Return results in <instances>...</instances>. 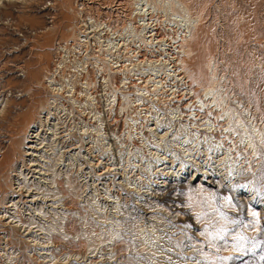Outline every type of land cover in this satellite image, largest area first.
I'll return each mask as SVG.
<instances>
[{
  "label": "rangeland",
  "instance_id": "obj_1",
  "mask_svg": "<svg viewBox=\"0 0 264 264\" xmlns=\"http://www.w3.org/2000/svg\"><path fill=\"white\" fill-rule=\"evenodd\" d=\"M134 1L24 0L0 9V109L7 102L10 110L0 115V217H10L0 219V264H264V0H177L179 3L149 0L148 6H139ZM181 4L188 7L190 19L197 21V30L192 34L197 31L199 42L191 41L190 34L185 32L183 25L190 21L181 11ZM139 7L146 10H143L146 15L151 13L153 25L167 43L174 45L182 31L183 37L187 34L189 53L185 60L188 75L195 81L192 90L200 97L207 89L215 90L214 98L209 96L207 103L219 128L216 137L230 138L226 141L233 154L235 150L242 152V160L238 158L236 165L241 163L239 168L244 167V176L236 175L231 182L228 178L222 181L219 176L209 180L203 175V171L212 172L219 165L218 156L208 160V156L199 157L197 153L204 147L197 136L198 126L207 120L198 121L194 117L191 122L183 121L178 113L175 117V113L171 115L173 105L167 112L162 103L160 114L159 110L154 111L155 119L159 117L163 124L169 123L168 117L175 121L169 138L161 141L159 136L152 135L153 117L145 109L143 114H137L141 120L137 122L139 130H134L135 147L126 146L124 136L118 138L127 128L124 122L127 111L121 110L123 92H136L140 82H148L146 96L152 103V99L158 98L157 93L161 98L168 86H174L168 76L172 72L170 57H166L167 66L162 68L129 60V55L135 56L130 49L135 50L139 44L135 34L142 29L138 22L141 11L136 10ZM84 34L88 39H81ZM172 36L176 38L173 43ZM70 40L81 43L82 48L84 45L82 56L91 67V72L83 77L92 83L90 92H84L89 95L83 96L89 105L82 119L89 121L82 124L79 113L74 118L84 126L88 137L86 148L90 150L78 158L87 164L83 165L85 169H81L80 162L71 165V155L79 150L72 153L70 150L80 145V138L79 134H73L71 140L66 136L71 133L73 109L70 97H66L71 93H64L65 111L60 112L63 115L60 124L52 129L62 138L52 140L55 133L50 135L52 131L44 129L49 140L45 141L48 143L45 159L51 163L41 164L47 165L45 169L55 165L56 173L63 172L56 178L62 185L39 184L41 180L35 177L40 175L32 172L36 167L22 172L29 183L23 184L19 171L24 160L31 159L24 153V128L30 115L13 106L21 102L20 92L27 95L25 99L30 105L34 102V108L40 104L47 106L52 98V81H60L54 70L58 44ZM173 45L170 52L175 51ZM109 47L110 51L118 48L121 56L109 55ZM141 51L144 57L140 61L147 57L144 46ZM176 52V56H183L182 51ZM113 57L126 59V66L133 62V66H127L130 83H123L126 77L109 62L108 58ZM176 85L185 88L180 81ZM83 88L78 86L80 92ZM189 102L182 103L185 106ZM66 109L70 117L63 114ZM146 115L150 116V129L146 127ZM201 115L209 118L208 112ZM182 121L190 124L185 128L178 126ZM144 134L149 141L142 138ZM180 143L183 145L179 146ZM189 145L195 150V158L185 152ZM102 148L107 149L106 157L103 156L106 160L100 158L98 151ZM254 149L259 152L255 154ZM100 160H104L103 164H99ZM106 161L112 171L105 166ZM230 162L226 164L227 174L235 166L234 160ZM167 171L178 177L169 178L166 185L162 175ZM208 180L214 181L213 186L207 184ZM19 184L29 186L35 201L28 197L26 189L20 190ZM239 189L246 194H237ZM13 219L23 221L24 227L10 224Z\"/></svg>",
  "mask_w": 264,
  "mask_h": 264
},
{
  "label": "bare ground",
  "instance_id": "obj_2",
  "mask_svg": "<svg viewBox=\"0 0 264 264\" xmlns=\"http://www.w3.org/2000/svg\"><path fill=\"white\" fill-rule=\"evenodd\" d=\"M24 0H0V9L3 7L5 8L7 5L11 4V3H22ZM87 1V0H86ZM132 1V0H131ZM173 2H176V3H179V1L177 0H172ZM136 4H138L139 6L140 5H144L145 6H148L149 5V0H135L134 1ZM138 7V6H137ZM143 7V6H142ZM181 7V11L189 17V24L187 22V24L183 27L186 28V33L190 34L189 38L191 41H194L195 43L199 40V37H197L196 33L197 31H195L196 33L195 34H192L194 30H197V21L196 20H192L190 19V11L188 9L187 6L185 5H180ZM141 7H139L137 10H140L141 12L138 14L140 17H139V27H141V31L137 34H135V37H138V42L139 44L135 45V50L138 51H141L142 50V46H144V49L147 50V57L145 58V60H139L137 59L136 61H139V62H143V63H147L152 66H154L156 68L157 65H162L161 68L166 65V57H170L171 60H168L170 62V65L172 66V72L171 74L167 75L170 77V80L174 81V86L172 87H169L166 88L168 89V91H164L166 92L165 94L162 95L163 98H165V100L161 97L160 98V95H158V93L156 94V96L158 97L156 100L155 99H152V103H149L150 100L147 99V93L149 92V90L145 87L146 84H148V82H144L142 81L143 83L139 84V86H137V90L136 92H133V93H125L123 92L122 94V98H123V107L121 110H123V112L127 111L126 112V117L124 119V122L127 126V130L125 129L124 131V134L119 136L118 138H123V143H127L126 146H134L135 147V136L136 134H134V130L138 131L139 128H137V122L138 120H141L140 119V116H138L137 114H143L142 110L145 109L144 111L148 114H151V117H153L152 121L153 123L150 125V119L149 117L150 116H147L144 118L145 119V123H146V127L148 129H150L152 135L156 134L157 136H159L158 138H160V140H165L166 137L169 136V133L172 131V127L174 126V123L175 121H171V118H167V121H169L168 124H163L161 122L158 121L159 117L155 119V116L157 114V112H154L155 110H159V114H160V109L159 107L162 109V103L164 104V107H166V110L168 112L169 110V107H171V105H173L170 109H172L171 111H173L171 113V115H174V117L176 116V113H178V117H183L182 120L183 121H189L191 122L192 119L195 117V120H198V121H203V120H207V122L209 123H204L200 126H198V130H197V136L201 139V144L202 146L204 145V147L201 148L200 151H198L197 153L199 157H204V156H208V160H214V158L217 159V156H218V160L217 162L219 163V165L217 167H214L213 171L212 172H204L203 171V175H206L209 180L210 179H213L212 176H219L222 178V181H225V178H228L230 179L231 182H233L235 180V177L237 175V177L239 176H244L245 172L243 171V168H239V165L241 163H238L237 164V160L238 158L242 160V152L238 151V150H235V153L233 154V149L231 147H228L227 146V141L226 140H230V138H226V140H220L219 138L216 137L217 133L219 132V128H218V125H216V123L213 121V119L215 118L213 113L212 112H209V106L210 104L207 103V101L210 99L209 96H213L214 98V89H207V92L206 94L203 96V97H200L197 95L196 91L195 90H192L194 88V83L195 81L192 80L191 76L188 75V71H187V63H186V60H185V57L188 56V53H189V50H186V47L187 46V43H188V36L186 33H184V37L182 35V32H180L179 34H177V39L179 41H176V38L174 36H172V43L173 41L175 40L176 42L173 44H169L165 41V39H161L160 38V35L158 34L159 32H157V30H159L158 28H156L155 26L156 25H153L154 24V20L151 19L150 17V12L148 15L144 14L146 12V10L144 9H140ZM149 9V8H148ZM147 9V10H148ZM145 12H144V11ZM150 10V9H149ZM143 12V13H142ZM148 12V11H147ZM153 12V11H152ZM137 15V14H136ZM155 17V16H154ZM153 17V18H154ZM188 20V19H187ZM157 23V22H156ZM166 24H168L167 22H165ZM173 23V22H172ZM171 24V23H170ZM160 25V24H159ZM169 25V24H168ZM177 25V24H176ZM175 25V26H176ZM182 25V24H181ZM130 26V25H129ZM161 26V25H160ZM159 26V28H160ZM173 26V24H172ZM171 26V27H172ZM180 27V26H179ZM182 27V28H183ZM178 28V27H177ZM191 28V29H190ZM173 29V28H172ZM174 30V29H173ZM177 31V30H176ZM178 32V31H177ZM175 33V32H174ZM87 36V37H86ZM170 36V35H169ZM167 36V37H169ZM194 36V37H193ZM166 37V36H165ZM185 38V39H183ZM187 38V39H186ZM81 39H88V35L87 34H84ZM167 39V38H166ZM169 40V38H168ZM167 40V41H168ZM83 41V40H82ZM137 42V43H138ZM181 42V43H180ZM199 42V41H198ZM191 43V42H190ZM193 43V42H192ZM173 45L172 48L175 49L174 52H176L177 50V54H180L179 52L182 51L183 53V56L180 58L179 55H175L174 52H170V46ZM178 45V46H176ZM83 48H84V45H83ZM83 48H82V45L81 43H75V42H72L71 40L68 41V42H62L60 41V43L58 44V48H57V57H56V61H57V64L54 66V70L56 71V73H58V78L60 77V81H52L53 84L50 85V89H51V92H52V98L49 99L48 101V104L47 106L45 105H38L37 107H33V103H31V105L28 103V100L25 99V97L27 96L24 92H20L19 93V98L21 100V102L19 104H17V106H13V107H17L18 109L20 108V110L22 111H25L27 112L30 117H29V120L26 122L25 124V128H24V131L26 132V136H25V140L26 142H24V153H25V156L26 157H31V159H27V160H24L23 162V165H22V169L19 171L20 174L19 176L21 177V180L24 179V181L22 182L24 184V182L27 183V179L23 176H26L25 174H22V172L26 171V170H31L30 168L32 167H36V169L32 172H36L35 174H38L40 175V177H35L36 179H39L41 180L39 182V184H42V186H44V184L46 185H49V184H52V185H55L56 184V187H59L61 186L62 184L59 183V182H56V178H59L61 177L64 173H56L55 172V168L56 167L55 165H52V169L49 167V169H45L44 166L47 167L46 164H43L41 165L42 163H51L49 162L48 160H46L48 156H46V148H47V135L48 133H43L44 129H48L49 131H52V129H54V127L56 128L57 125L60 124V121H61V115L60 116V112L62 113L63 111H65V106H63L62 104V99H65L64 97H62V95L64 93H71V95H66V97H70V103H71V106L73 110H71V133H67L69 138L68 139H72L73 138V134H79V146H75L74 148H71V153L76 151V150H79V152L77 153H73V155H71V165L72 162H80L81 161L78 159L80 158V155L83 154V152H87L88 148H86L87 146H89V141L88 140V137L85 135V130H84V126L81 125V123H78L76 120H74L75 118V113H79V119L80 121L82 122V124L84 123H87V121L89 120H84L85 118L83 117L84 115L87 114V110H88V105H89V100L88 101H84V97L83 96H88L87 94H85L84 92H87L89 93V89L91 88L90 86L92 85V83L89 81L87 82V80H85L83 77L84 76H87V74H89L91 72L90 70V65L86 62V60H84V57L82 56V53H84L83 51ZM112 47H109L108 49V54H115L116 55H120L121 56V53L119 51V49L115 48V49H112V51H110ZM130 49V48H129ZM179 49V50H178ZM59 50V51H58ZM173 50V49H171ZM134 51V50H132ZM158 54V55H157ZM113 56V55H112ZM83 60H82V59ZM152 58V59H150ZM169 58V59H170ZM109 59V62H111L113 65L114 64H118L120 61H121V57L118 59L116 57H113V58H108ZM123 60V59H122ZM126 60V59H125ZM128 60V59H127ZM130 60V58H129ZM135 61V59H133ZM167 61V62H168ZM105 62V61H104ZM125 62L126 61H123V62H120L119 64L122 66L121 68H117V72H122L121 74H123L125 77H126V80L124 79L123 80V83H130L131 82V79L128 77V73H127V70L129 67H127L128 65H132L131 63H133L132 61L130 62V64H128L127 66L125 65ZM110 63V64H111ZM127 63V62H126ZM189 63V62H188ZM194 64H196L194 62ZM98 65V64H97ZM112 65V66H113ZM179 65L182 66V69H180ZM111 66V65H110ZM133 66V65H132ZM167 66V65H166ZM98 69L100 68L101 69V66H97ZM142 67V66H141ZM112 68V67H111ZM115 68V67H114ZM99 69V70H100ZM121 69V70H120ZM160 69V68H159ZM171 69V68H170ZM202 69V68H201ZM103 70V68H102ZM115 70V71H116ZM132 70V69H131ZM169 70V69H168ZM105 71V70H104ZM111 71V70H110ZM165 71V69H164ZM202 71V70H201ZM109 72V71H108ZM116 72V73H117ZM119 72V73H120ZM129 72V71H128ZM68 73V74H67ZM111 73V72H110ZM166 73V72H165ZM201 73V72H200ZM105 74V72L103 73ZM62 75V76H61ZM107 75V74H106ZM110 75V74H109ZM108 75V76H109ZM133 75V74H132ZM137 75V74H136ZM107 76V77H108ZM138 76V75H137ZM147 76V75H146ZM106 77V76H105ZM104 77V78H105ZM110 77V76H109ZM145 77V76H144ZM86 78V77H85ZM87 79V78H86ZM164 79V78H163ZM152 81V80H151ZM180 81L181 82V86H185V88H181L179 85H176V82ZM193 81V82H192ZM51 82V83H52ZM158 82V81H157ZM183 82V83H182ZM156 83V82H155ZM155 83H153V85H155ZM143 84L144 87H143ZM150 84V83H149ZM165 84V82H164ZM197 84V83H196ZM54 85V86H53ZM85 86L82 90V92H80L78 90V86ZM157 85V84H156ZM155 85V86H156ZM162 85V84H161ZM171 85V84H170ZM126 86V85H125ZM154 86V88H155ZM164 86V85H163ZM57 87H61L60 88H57ZM173 87H176L177 89H174ZM67 88L70 89V91L68 90L67 91ZM135 88V87H134ZM151 88V87H150ZM157 88V86H156ZM59 89L62 90V92H59ZM158 89V88H157ZM91 90V89H90ZM171 90H174V92L170 93ZM185 91L183 94H179V91ZM148 91V92H146ZM156 91V90H155ZM146 93V94H144ZM13 94V93H12ZM151 94V93H150ZM172 94V95H171ZM199 94V93H198ZM189 95H193L192 98L189 97ZM196 95V96H195ZM13 96V95H12ZM146 96V97H145ZM1 97V96H0ZM18 97V96H17ZM90 97V96H89ZM118 97V96H117ZM183 97V99L181 101H175V99L177 98H180ZM27 98V97H26ZM92 98V97H90ZM169 98V99H168ZM196 99V101L193 102L192 99ZM212 98V99H213ZM86 99V98H85ZM93 99V98H92ZM163 99V100H162ZM168 99V100H167ZM167 101L169 102L167 104ZM184 101H190L187 105L184 106V104L182 102ZM212 102V101H211ZM215 102V100H214ZM12 104V102H10ZM91 103V102H90ZM176 103H179V105H177ZM4 104V107H2L3 109H0V115L2 113H9L10 110H8V106H7V102H3ZM122 105V104H121ZM191 105V106H190ZM12 106V105H11ZM141 106V109H139V107ZM91 107V106H90ZM132 108H134V110H132ZM202 108V109H201ZM35 109V110H34ZM132 110V113L130 112L129 113V110ZM67 111L68 109H66V113H63V114H66L67 115ZM16 112V111H15ZM18 112V111H17ZM70 112V111H69ZM92 112V111H91ZM136 113V114H133V113ZM162 112V111H161ZM207 113L208 112V115H209V118L208 117H204L203 118V114L201 115V113ZM6 113V114H7ZM164 113V112H163ZM90 114V113H89ZM92 114V113H91ZM95 114V112H94ZM93 114V116H94ZM98 114V112H97ZM122 114V113H121ZM10 115V114H9ZM124 115V114H123ZM162 115V114H161ZM77 116V115H76ZM92 116V115H91ZM96 116V115H95ZM159 116V115H158ZM67 117H70L67 115ZM165 117V116H164ZM172 117V116H171ZM173 117V118H174ZM84 118V119H82ZM163 118V117H162ZM87 119V118H86ZM92 119V118H91ZM94 119V118H93ZM66 120V119H65ZM164 120V118H163ZM165 120H166V117H165ZM178 120V119H177ZM52 121V123H51ZM183 121L179 124L178 126L180 125V127L182 126L183 128H185L186 126H188L190 123H183ZM57 122V123H56ZM68 122V121H67ZM98 122V121H97ZM118 122V121H117ZM91 124V122H89ZM94 123V122H93ZM141 123H144V122H141ZM140 123V124H141ZM166 123V121H165ZM191 124H194V123H191ZM63 125V124H62ZM79 125H81V128H79ZM85 125V124H84ZM195 126L197 125L194 124ZM209 125V126H208ZM89 126V124H88ZM142 126V125H141ZM202 126V128L200 129V127ZM51 127V128H50ZM53 127V128H52ZM67 127V126H66ZM95 127V126H94ZM175 127V126H174ZM177 127V126H176ZM50 128V129H49ZM65 128V127H62V129ZM77 128L80 130L79 132L77 131ZM190 128V127H189ZM58 129V128H57ZM91 129V128H90ZM95 129V128H92V130ZM171 129V131H170ZM61 130V129H60ZM89 130V129H88ZM87 130V131H88ZM91 130V131H92ZM97 130V127L96 129ZM99 130V129H98ZM227 130V129H225ZM64 131V130H63ZM69 131V130H68ZM101 131V129H100ZM62 132V131H60ZM158 132H161L162 134H157ZM173 132V131H172ZM52 133L50 132V135H52ZM94 133V132H93ZM92 133V134H93ZM136 133V132H135ZM139 133V132H138ZM191 133V132H190ZM201 133V134H200ZM59 134V133H58ZM102 134V133H101ZM117 134V133H116ZM24 135V134H23ZM54 137L52 140H59L60 137L58 138L57 137V133L53 134ZM65 135V134H63ZM94 135V134H93ZM171 135V134H170ZM188 135V134H186ZM262 135H264L262 133ZM95 136H98V135H95ZM103 136V135H102ZM114 136V135H113ZM117 136V135H116ZM155 136V135H154ZM110 137V136H109ZM140 137V136H139ZM145 137L144 140H148V138L145 136V134L142 136V138ZM228 137V136H227ZM51 138V137H50ZM62 138V137H61ZM75 138V137H74ZM150 138V136H149ZM157 138V139H158ZM169 138V137H168ZM181 138V137H180ZM190 138V137H189ZM198 138V139H199ZM90 139V138H89ZM104 139V138H103ZM175 139V138H174ZM183 139V138H182ZM192 139V137H191ZM196 139V138H195ZM143 140V139H142ZM150 140V139H149ZM148 140V141H149ZM46 141V142H45ZM49 141V140H48ZM97 141V139L95 140ZM101 141V139H100ZM104 141V140H103ZM122 141V140H121ZM169 141V140H168ZM198 141V140H197ZM233 141V140H231ZM72 142V141H71ZM200 142V141H199ZM197 142V143H199ZM57 142H54V146L56 145ZM59 144L61 142H58ZM66 143V142H65ZM146 143V142H145ZM166 143V141H165ZM170 143V142H169ZM168 143V144H169ZM188 143V142H186ZM231 143V142H230ZM58 144V145H59ZM64 144V143H63ZM103 144V143H102ZM182 143L178 144L179 146L181 145ZM105 145V144H103ZM109 145V144H108ZM183 145V144H182ZM196 145V144H195ZM194 145V146H195ZM252 145V144H251ZM254 145V144H253ZM51 145L49 144L48 147H50ZM74 146V145H72ZM71 146V147H72ZM125 146V147H126ZM162 146V145H161ZM166 146V145H165ZM53 147V146H52ZM200 147V146H199ZM101 148V147H100ZM156 148V146H155ZM257 148V147H255ZM139 149V148H137ZM161 149V148H160ZM165 149V147L163 148ZM181 149V148H180ZM185 152H189V156H192L195 158V156L193 155L195 150H193V147H191L190 145L189 146H186L184 148ZM107 150V149H106ZM105 149H99V154H100V158H103V156L105 155V152H106ZM156 150V149H155ZM159 150V149H158ZM168 150V149H167ZM163 151V150H162ZM165 151V150H164ZM194 151V152H193ZM255 151V154L259 152V150L256 152V149H254ZM136 152V150H135ZM134 152V153H135ZM128 153V152H127ZM130 153V152H129ZM128 153V156L130 155ZM133 153V152H132ZM159 153V152H158ZM153 154V153H151ZM155 154V153H154ZM186 154V153H185ZM165 155V154H164ZM188 155V154H187ZM196 155V153H195ZM211 155H216V156H211ZM231 155H237V157H234L233 159H231ZM137 156V155H136ZM157 156V155H156ZM167 156V155H166ZM170 156V155H169ZM186 156V155H185ZM197 156V157H198ZM222 156H224V158H221ZM16 157V156H15ZM106 157V155H105ZM164 157V156H163ZM184 157V156H183ZM244 157V156H243ZM46 158V159H45ZM85 158V157H84ZM118 158V157H117ZM154 158V157H153ZM165 158V157H164ZM182 158V157H181ZM188 158V156H187ZM104 160H106L105 158H103ZM162 159V158H160ZM159 159V160H160ZM168 159V158H167ZM184 159V158H183ZM215 159V160H216ZM103 160V161H104ZM128 160V159H127ZM163 160V159H162ZM166 160V159H164ZM174 160V159H173ZM177 160V159H176ZM181 160V159H179ZM195 160V159H194ZM207 160V159H206ZM233 161L234 160V168H231L230 172L231 174H227L226 172V164H228L230 161ZM23 161V160H22ZM99 161V160H98ZM101 161V160H100ZM103 161L99 162V164H103ZM117 161V160H116ZM124 161V160H123ZM136 161V159H135ZM139 161V160H138ZM185 161V160H184ZM191 161V160H190ZM107 162V161H106ZM115 162V161H114ZM141 162V161H140ZM164 162V161H163ZM173 162V161H171ZM125 163V162H124ZM131 163V162H130ZM152 163V162H151ZM183 163V162H181ZM181 163H178L181 165ZM192 163V161H191ZM231 163V162H230ZM245 163V162H244ZM87 164L86 162H83L81 163L79 166H81V169L84 168L83 165ZM135 164V163H134ZM167 164V163H166ZM174 164V163H173ZM187 164V163H186ZM196 164V163H195ZM199 164V163H198ZM57 165V164H56ZM113 165V164H112ZM144 165V164H143ZM183 165V164H182ZM232 165V164H231ZM106 167H108L109 170H111L109 168V166H111L110 164H108V162L106 163L105 165ZM176 166V164L174 165ZM184 166V165H183ZM182 166V167H183ZM186 166V165H185ZM191 166V165H190ZM220 166H223V168H220ZM193 167V166H191ZM228 167V166H227ZM26 168V169H24ZM39 168H41V170H38ZM141 168V166H140ZM160 168V167H159ZM167 168V167H166ZM20 169V168H19ZM85 169V168H84ZM138 169V168H137ZM171 169V168H169ZM154 170V169H153ZM167 170V169H166ZM224 170V171H223ZM45 171V172H44ZM112 171V170H111ZM164 171V170H163ZM181 171V170H180ZM221 171V172H220ZM153 172V171H152ZM168 172V171H167ZM170 172V171H169ZM169 172L165 175H162L163 176V179H164V182L163 183H166L167 185V180L169 178H175L177 179L176 177L177 174L175 176L173 175H169ZM177 172V171H176ZM220 172V174H218ZM225 172V173H224ZM175 173V172H174ZM171 174V173H170ZM48 177H51L53 178L51 180V178L49 179ZM32 178V177H31ZM232 178V180H231ZM242 178V177H241ZM66 179H68V177H66ZM179 179V178H178ZM20 180V179H18ZM207 182V184H210V186H213L211 185V183H213L214 181H209ZM36 181V180H35ZM52 181V182H51ZM54 181V182H53ZM193 181V180H192ZM222 181L220 182L222 184ZM246 181V180H245ZM34 183V182H33ZM219 183V181H218ZM219 183V184H220ZM22 186L19 184V188L20 190H25L26 189V193L28 195L29 198H32L34 201H35V197L36 196H32L33 193H30L32 190L29 188V186L27 184L26 185H23ZM67 184V183H66ZM217 184V185H219ZM216 185V184H215ZM169 186L172 187V184H170ZM176 186V185H175ZM223 186V185H222ZM54 187V186H53ZM245 187V186H244ZM220 188V187H219ZM218 190V189H217ZM240 190V189H239ZM40 191V190H39ZM38 191V192H39ZM252 191V190H251ZM25 192V191H24ZM237 192V191H236ZM246 192V191H245ZM245 192H243V190H240L237 192V194H246ZM40 193V192H39ZM24 194V193H23ZM30 194V195H29ZM40 195V194H39ZM59 196V195H58ZM25 197V196H23ZM31 199V200H32ZM20 200H22L20 198ZM19 200V201H20ZM43 200V199H42ZM28 201V200H27ZM33 201V202H34ZM44 201V200H43ZM48 201V200H47ZM175 201V200H174ZM22 202V201H21ZM29 202V201H28ZM46 202V201H45ZM35 203V202H34ZM178 204V203H177ZM54 205V204H53ZM52 205V207H53ZM181 205V204H180ZM174 206V205H173ZM177 206V205H176ZM184 208V207H183ZM179 209V207H178ZM180 209H182L180 207ZM186 210V209H185ZM178 211V210H177ZM179 212V211H178ZM6 213H10L9 211H6ZM177 214V213H176ZM12 215V214H11ZM0 219H3V220H8L10 219V217L7 215H4L2 217H0ZM2 220V221H3ZM10 224H13L16 228H23L24 227V223L23 221L21 220H14L9 222ZM8 223V224H9ZM10 226V225H9ZM13 226V227H14ZM40 245V244H39ZM53 246V245H52ZM68 258H72L70 255L68 256ZM74 258V257H73Z\"/></svg>",
  "mask_w": 264,
  "mask_h": 264
},
{
  "label": "built area",
  "instance_id": "obj_3",
  "mask_svg": "<svg viewBox=\"0 0 264 264\" xmlns=\"http://www.w3.org/2000/svg\"><path fill=\"white\" fill-rule=\"evenodd\" d=\"M130 50H134V49H130ZM141 52H142V51H138V52H137V50H134V51H133V53H134V55H135L134 58L131 57L130 55H129V58H131V59H136V60H137V59H141V58L144 57V54H142ZM123 54H124V52H123ZM97 55H99V54H97ZM97 55H96V56H97ZM124 60H125V59H124ZM124 60H121L120 62H123ZM120 62H119V63H120ZM119 63H118L117 65L114 64V67H115V68H121L122 66H121Z\"/></svg>",
  "mask_w": 264,
  "mask_h": 264
}]
</instances>
